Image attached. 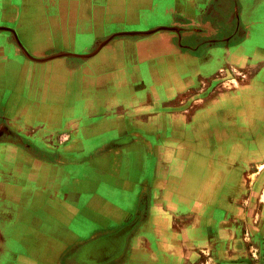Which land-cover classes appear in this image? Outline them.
<instances>
[{
  "label": "crops",
  "instance_id": "obj_1",
  "mask_svg": "<svg viewBox=\"0 0 264 264\" xmlns=\"http://www.w3.org/2000/svg\"><path fill=\"white\" fill-rule=\"evenodd\" d=\"M0 264H264V0H0Z\"/></svg>",
  "mask_w": 264,
  "mask_h": 264
},
{
  "label": "rangeland",
  "instance_id": "obj_2",
  "mask_svg": "<svg viewBox=\"0 0 264 264\" xmlns=\"http://www.w3.org/2000/svg\"><path fill=\"white\" fill-rule=\"evenodd\" d=\"M59 70H60V69H59ZM51 71H52V70H48V69H43V70H41V69H37V70H36L37 73L44 74V76H45L46 78L48 77L50 80H52V81L54 82L55 85H61V84H62L61 79H59V80H57V81L54 80V79L52 78V75H51L52 73H51ZM45 73H46L48 76H46ZM68 73H69V72H67V71H54V72H53V75H57L58 78L61 77V78L64 79L65 74H66L67 77H69ZM3 102H4V101H3Z\"/></svg>",
  "mask_w": 264,
  "mask_h": 264
},
{
  "label": "water",
  "instance_id": "obj_3",
  "mask_svg": "<svg viewBox=\"0 0 264 264\" xmlns=\"http://www.w3.org/2000/svg\"><path fill=\"white\" fill-rule=\"evenodd\" d=\"M160 28H170V29H171V28H173V27H157V28H155V29H151V30H148V31H143L142 33L147 34V33H150V32H152V31H154V30H156V29H160ZM107 40H108V38L105 39L104 41H101V42L97 45L96 49H95L92 53H94L98 48H100V47L102 46V44L105 43ZM92 53H89V54L59 53V54H55V56H59V55H75V56L85 57V56L91 55Z\"/></svg>",
  "mask_w": 264,
  "mask_h": 264
}]
</instances>
